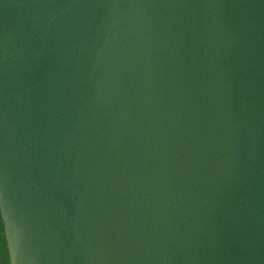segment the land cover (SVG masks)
Returning a JSON list of instances; mask_svg holds the SVG:
<instances>
[{
    "label": "water",
    "instance_id": "95a60500",
    "mask_svg": "<svg viewBox=\"0 0 264 264\" xmlns=\"http://www.w3.org/2000/svg\"><path fill=\"white\" fill-rule=\"evenodd\" d=\"M11 264H264V0H0Z\"/></svg>",
    "mask_w": 264,
    "mask_h": 264
},
{
    "label": "trees",
    "instance_id": "16d2710c",
    "mask_svg": "<svg viewBox=\"0 0 264 264\" xmlns=\"http://www.w3.org/2000/svg\"><path fill=\"white\" fill-rule=\"evenodd\" d=\"M0 264H11L6 238H5L3 222L2 224H0Z\"/></svg>",
    "mask_w": 264,
    "mask_h": 264
},
{
    "label": "snow or ice",
    "instance_id": "6c2138e0",
    "mask_svg": "<svg viewBox=\"0 0 264 264\" xmlns=\"http://www.w3.org/2000/svg\"><path fill=\"white\" fill-rule=\"evenodd\" d=\"M3 220H2V216H0V224H2Z\"/></svg>",
    "mask_w": 264,
    "mask_h": 264
}]
</instances>
